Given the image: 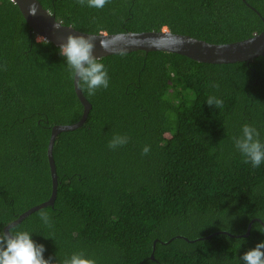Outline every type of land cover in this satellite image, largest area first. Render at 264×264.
<instances>
[{
  "label": "trees",
  "instance_id": "16d2710c",
  "mask_svg": "<svg viewBox=\"0 0 264 264\" xmlns=\"http://www.w3.org/2000/svg\"><path fill=\"white\" fill-rule=\"evenodd\" d=\"M38 2L86 34L166 30L222 45L264 31L263 0ZM99 62L109 87L80 89L91 104L86 121L55 138L54 205L15 231L29 232L52 264L76 252L96 264H244L240 256L264 241V162L244 163L232 137L250 124L264 144V56L204 64L138 51ZM209 96L224 106L207 105ZM82 111L59 47L38 43L17 6L0 0V232L48 200L51 128ZM114 135L128 143L109 149Z\"/></svg>",
  "mask_w": 264,
  "mask_h": 264
},
{
  "label": "clouds",
  "instance_id": "9594fccd",
  "mask_svg": "<svg viewBox=\"0 0 264 264\" xmlns=\"http://www.w3.org/2000/svg\"><path fill=\"white\" fill-rule=\"evenodd\" d=\"M13 3L16 0H12ZM83 6L101 9L109 0H76ZM37 8L35 3H29L28 14L36 15ZM51 17V13L47 14ZM63 25L57 21L53 23V28L59 30ZM95 35H72L66 36L65 41L59 45V54L66 59V65L69 69L70 78L75 81L77 88L85 90L89 96L96 94L97 90L109 87V76L105 65L99 62L94 56ZM37 42L48 44L49 41L44 37H37ZM186 41L180 38H172L164 41L161 38H153L151 46L160 47L162 44L178 48L183 46ZM110 41L100 40V47L104 51L110 50ZM125 49L120 54L124 55ZM213 88L219 85L213 83ZM214 108H222L224 101L216 96H209L205 102ZM258 130L250 124H244L239 136L232 137L235 148L244 158V163H251L253 168L259 167L264 162V144L259 140ZM126 135H114L108 143V148L115 150L128 143ZM150 151L149 146H144L142 155H147ZM40 219L48 227H52L49 214L41 211ZM45 248L42 244H37L30 238V233L26 231H15L13 226L8 230L0 232V264H52V258H43ZM244 264H264V241L255 245L254 248L246 251L240 256ZM63 264H96V261L87 258L83 252L73 253L70 259L64 260Z\"/></svg>",
  "mask_w": 264,
  "mask_h": 264
},
{
  "label": "water",
  "instance_id": "95a60500",
  "mask_svg": "<svg viewBox=\"0 0 264 264\" xmlns=\"http://www.w3.org/2000/svg\"><path fill=\"white\" fill-rule=\"evenodd\" d=\"M12 2V0H11ZM264 2V0H263ZM29 3H35L37 8L36 15L28 14ZM19 12L21 13L23 19L29 26V28L37 35V37L46 38L49 43L59 47L61 43L65 41L67 35H88L86 33L79 32L70 26H65L61 22L55 19L54 16L49 17L47 14L50 13L45 10L38 0H16L14 3ZM52 15V14H51ZM57 21L63 25L59 30L53 28V23ZM95 35V34H91ZM97 39L94 41L95 48L93 50L94 56L99 59L105 58L111 55L120 54L122 49H125L124 54L131 52H164L170 54H177L180 56L187 57L197 63L204 64H234L240 62H249L257 57L264 56V31L254 35L248 39L229 43V44H209L207 42L191 38L189 36L174 34L169 31H159V32H142V33H118V34H97ZM153 38H161L164 41H168L172 38H180L186 41L183 46L175 48L167 43L162 44L160 47L151 46L150 42ZM100 40L110 41V50L104 51L100 47ZM73 87L75 95L80 102L83 111L80 119L71 125H55L51 128L50 137L47 145V161L49 165L50 177H51V193L47 201L38 204L24 213L20 214L18 218L11 223L7 224L3 231H7L9 226L15 227L20 224L26 217L32 213L47 207H52L57 195V174L54 164V159L52 156L53 145L56 136L61 132L73 131L80 128L86 121L89 111L91 110V104L83 96L81 90L77 88L75 81L73 80ZM251 221L247 227L245 237L249 235ZM155 244V242H154ZM151 254V260L153 258L154 252Z\"/></svg>",
  "mask_w": 264,
  "mask_h": 264
}]
</instances>
